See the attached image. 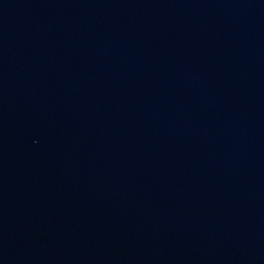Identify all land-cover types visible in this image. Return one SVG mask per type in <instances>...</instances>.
Returning a JSON list of instances; mask_svg holds the SVG:
<instances>
[{
  "label": "water",
  "instance_id": "95a60500",
  "mask_svg": "<svg viewBox=\"0 0 264 264\" xmlns=\"http://www.w3.org/2000/svg\"><path fill=\"white\" fill-rule=\"evenodd\" d=\"M0 264H264V0H0Z\"/></svg>",
  "mask_w": 264,
  "mask_h": 264
}]
</instances>
